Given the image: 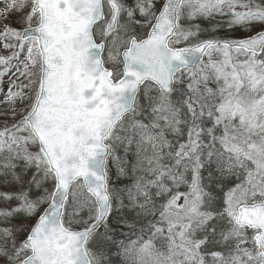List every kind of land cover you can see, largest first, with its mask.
Segmentation results:
<instances>
[{
  "label": "snow or ice",
  "instance_id": "obj_1",
  "mask_svg": "<svg viewBox=\"0 0 264 264\" xmlns=\"http://www.w3.org/2000/svg\"><path fill=\"white\" fill-rule=\"evenodd\" d=\"M0 3V264H264V0Z\"/></svg>",
  "mask_w": 264,
  "mask_h": 264
},
{
  "label": "rangeland",
  "instance_id": "obj_2",
  "mask_svg": "<svg viewBox=\"0 0 264 264\" xmlns=\"http://www.w3.org/2000/svg\"><path fill=\"white\" fill-rule=\"evenodd\" d=\"M3 7V4L2 3H0V8H2ZM201 23H205L206 24V22H201ZM7 87V85H5V88Z\"/></svg>",
  "mask_w": 264,
  "mask_h": 264
}]
</instances>
